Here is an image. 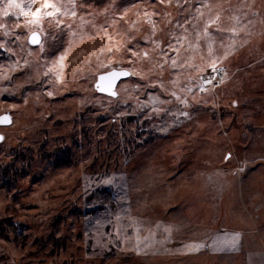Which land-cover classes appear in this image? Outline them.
<instances>
[{"label": "rangeland", "instance_id": "rangeland-1", "mask_svg": "<svg viewBox=\"0 0 264 264\" xmlns=\"http://www.w3.org/2000/svg\"><path fill=\"white\" fill-rule=\"evenodd\" d=\"M16 3L0 264H264V0ZM112 69L114 98L93 87Z\"/></svg>", "mask_w": 264, "mask_h": 264}, {"label": "snow or ice", "instance_id": "snow-or-ice-1", "mask_svg": "<svg viewBox=\"0 0 264 264\" xmlns=\"http://www.w3.org/2000/svg\"><path fill=\"white\" fill-rule=\"evenodd\" d=\"M161 2H163V0H161ZM7 6H8L9 8H13V7H15V8H20V9H21V11H20V15H21V16H24V15L26 14V13L24 12V8H29V9L31 8V5H30V4H28V5L17 4V3H16V0H8V5H7ZM44 7H45V8H52L53 5L48 4V3H45ZM40 11H41L40 9H37L36 13L33 14V18H32V20L29 21L30 24H35V23H38V22H39V18H40V17H39V13H40ZM56 12H59V9H58V8L56 9ZM56 12L49 11V12L46 13V15H47L48 17H53V16L56 14ZM8 14H9V13H8L7 11L4 12V15H5V16H7ZM73 14H74V13H73ZM30 43H33V44L38 43V39H37L36 33H33V34H32V36H31V38H30ZM61 59H62V58H61ZM173 63L175 64V62H173ZM212 67H213V71H218V69H216V67H215V64H213ZM118 75H128V73H126V72H124V73H115V72H113V73H109L108 76H101V77H100V80H101V81H105V80H107V81H108V87L110 88V87H111V80L114 79V78H115L116 76H118ZM213 79H215L214 76L211 77L210 79H208V80L206 81V83H211ZM221 82H222V81H221ZM101 90H105V89H101ZM201 90L203 91V88H202ZM2 122H9V117H7V116L3 117V118H2Z\"/></svg>", "mask_w": 264, "mask_h": 264}, {"label": "water", "instance_id": "water-1", "mask_svg": "<svg viewBox=\"0 0 264 264\" xmlns=\"http://www.w3.org/2000/svg\"><path fill=\"white\" fill-rule=\"evenodd\" d=\"M33 33H36V36H37V39H38V43L36 44H33V43H30V38L32 36ZM40 35L37 33V32H32L29 36H28V43L30 45H38L39 42H40ZM128 73V75H118L116 76L114 79L111 80V87L109 88L108 87V81L105 80V81H101L100 80V77L101 76H108L109 73ZM130 77V72L126 69H112V70H109L107 72H104V73H101V74H98L97 77H96V81L94 82L93 84V87L95 89V91L99 94H102V95H105V96H108V97H116V86L117 84L121 81V80H124V79H127ZM101 89H105V90H101ZM9 117V122H2V118L3 117ZM11 123V119H10V116L7 115V114H3L0 116V125H9ZM0 141H1V136H0Z\"/></svg>", "mask_w": 264, "mask_h": 264}, {"label": "built area", "instance_id": "built-area-1", "mask_svg": "<svg viewBox=\"0 0 264 264\" xmlns=\"http://www.w3.org/2000/svg\"><path fill=\"white\" fill-rule=\"evenodd\" d=\"M211 76H212V75H211ZM217 76H218V78L220 79V78L223 76V73H221V72H217ZM219 84H220V81H219L217 78H215V79H213L212 82L210 83V86H211L212 89H215L216 87H218Z\"/></svg>", "mask_w": 264, "mask_h": 264}, {"label": "trees", "instance_id": "trees-1", "mask_svg": "<svg viewBox=\"0 0 264 264\" xmlns=\"http://www.w3.org/2000/svg\"><path fill=\"white\" fill-rule=\"evenodd\" d=\"M58 147H59V146H58ZM56 148H57V147H55V149H56ZM57 150H58V149H57ZM68 155H69V154H68L67 152H64V153H63V156H66V158H67ZM96 159H97V158H96ZM10 228H12V229H14V230L19 228V230L21 229V231H24L23 227H20V226H17V225H16V226L13 225V226H11ZM12 231H13V230H12ZM22 234H23V232H19V233H17V236H21V237H22V236H23Z\"/></svg>", "mask_w": 264, "mask_h": 264}]
</instances>
